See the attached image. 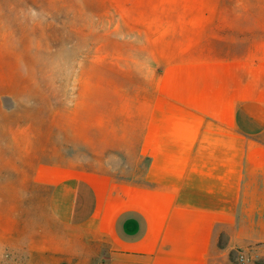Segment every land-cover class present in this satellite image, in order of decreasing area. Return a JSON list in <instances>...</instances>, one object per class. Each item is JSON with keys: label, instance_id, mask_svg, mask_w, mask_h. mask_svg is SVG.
Listing matches in <instances>:
<instances>
[{"label": "crops", "instance_id": "crops-1", "mask_svg": "<svg viewBox=\"0 0 264 264\" xmlns=\"http://www.w3.org/2000/svg\"><path fill=\"white\" fill-rule=\"evenodd\" d=\"M177 26L169 62L83 110L116 167L39 166L70 264H264V0H195Z\"/></svg>", "mask_w": 264, "mask_h": 264}, {"label": "rangeland", "instance_id": "rangeland-1", "mask_svg": "<svg viewBox=\"0 0 264 264\" xmlns=\"http://www.w3.org/2000/svg\"><path fill=\"white\" fill-rule=\"evenodd\" d=\"M194 1L0 0V264L72 263L78 242L51 217L39 166L116 167L115 149L84 147L83 110L110 74L138 87L169 62Z\"/></svg>", "mask_w": 264, "mask_h": 264}]
</instances>
